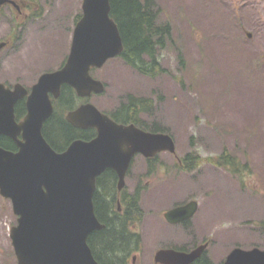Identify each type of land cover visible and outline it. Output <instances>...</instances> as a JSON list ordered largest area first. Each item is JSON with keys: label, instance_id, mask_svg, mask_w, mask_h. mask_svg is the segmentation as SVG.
I'll return each instance as SVG.
<instances>
[{"label": "rangeland", "instance_id": "rangeland-1", "mask_svg": "<svg viewBox=\"0 0 264 264\" xmlns=\"http://www.w3.org/2000/svg\"><path fill=\"white\" fill-rule=\"evenodd\" d=\"M35 1L41 17L32 36L48 22V32L36 40L45 42L50 56L56 47L67 55L83 0ZM152 4L159 8L160 20L170 21L173 28L160 54L169 73L144 75L118 56L93 69L107 88L90 98L108 111L130 94L151 98L153 108L145 111L143 120L158 122L174 136L180 159L189 153L198 159L190 169H181L164 151L159 160L165 166L153 171L154 177L147 175L143 159L134 162L128 186L134 187L140 176L143 183L150 180L143 197L150 215L139 224L144 241L137 264H154L156 249L165 245L192 249L208 240V253L217 263L236 246L264 248V63L257 65L264 60V0ZM13 61L9 66L16 64ZM31 78L24 80L30 84ZM224 154L232 161L219 164ZM190 199L199 206L189 231L169 227L161 211ZM15 224L12 203L0 194V264H16L10 237Z\"/></svg>", "mask_w": 264, "mask_h": 264}, {"label": "water", "instance_id": "water-1", "mask_svg": "<svg viewBox=\"0 0 264 264\" xmlns=\"http://www.w3.org/2000/svg\"><path fill=\"white\" fill-rule=\"evenodd\" d=\"M82 9L62 68L42 74L30 92L20 83L12 89L0 82V136L17 145V149L0 145V194L11 200L18 216L10 234L17 264H101L88 243V236L105 226L93 200L97 177L112 167L121 188L134 154L176 150L171 134L118 123L90 102L71 110L67 120L76 127H96L93 139H75L60 152L48 142L43 124L54 111L51 95L58 97L63 84L80 96L104 92L105 83L91 74V68L102 67L124 49L110 15V0H83ZM26 95L27 113L18 120L15 106ZM197 209L198 201L191 200L165 216L176 223L191 218ZM207 244L190 251L161 248L155 261L191 264ZM224 264H264V249L235 247Z\"/></svg>", "mask_w": 264, "mask_h": 264}, {"label": "flooded vegetation", "instance_id": "flooded-vegetation-1", "mask_svg": "<svg viewBox=\"0 0 264 264\" xmlns=\"http://www.w3.org/2000/svg\"><path fill=\"white\" fill-rule=\"evenodd\" d=\"M39 6V2L35 0H0V73L5 75H0V82L4 83L6 87L13 89L16 84L20 83L23 84L30 92L31 88L35 83H37L42 74L60 69L66 63L69 53L66 55L63 50H60V47H56L54 52L52 53V56H50L48 49L45 48V42L43 40H41L40 42L36 40V38H40V36H42L43 39L44 34L48 32V29H46V27H48V22L44 21V23H42V26L40 27L41 30L39 31V33L37 32L36 38L32 36V33H34L38 29L36 22L41 17L38 12ZM3 28H5V30H3ZM57 45H59V43ZM13 58L16 59V64L11 67L9 66V62L12 61L14 64ZM263 63V58H260L259 61H257L258 67ZM11 74L14 75L10 76ZM24 77H32L31 79L33 80L30 84H28L26 80H24ZM26 97L27 95L16 104L17 107L18 103L21 102L19 105V116L15 108L16 117L18 120L23 119V117L27 113ZM60 97L61 94L58 98L53 97L55 113L57 110L56 104L58 103L60 106ZM81 99L82 97H79V101L74 108L68 110L64 108L62 110V115H64V118L66 120L67 115L71 110H75L81 104L89 101L88 98L83 99V101ZM116 108L113 112L107 111L114 120L123 124L135 123L134 121H123L119 117L117 118L116 116L118 113H116ZM142 114H144V111H142L141 113V119H143ZM46 122L47 120L44 122L43 127H45ZM80 129L84 128L80 127ZM85 129H94L95 133L87 139L89 140L94 138L97 133V129L93 127ZM65 148H63V150ZM161 153L163 152H157L152 156H146L142 153H136L132 157L131 164L125 175L123 187L121 188L119 186L120 176L118 172L112 167L106 168L97 177V189L94 194V202L95 200H97L98 202V205H96L95 202V210L97 216L99 217V220L105 224L103 228H105L107 226V223L109 224L111 220L113 221L114 219H117L119 217H125L127 230L131 233L137 234L138 236L137 240H131L132 242L130 243L129 249L125 255L126 260H128V264L139 263L137 250L140 249L141 243L144 241V236L141 237L142 233L139 231V224H142L143 226L144 218L147 215H150L146 211L143 204L144 193L148 190L147 188L149 187L150 180L147 179L146 183H143L142 181L144 177L140 176L136 179L134 187H131L128 186V179L131 175L134 162L137 158H141L144 160V165L145 167H147V175L154 177L155 175L152 174L153 171L161 166H165V164L161 163L159 160ZM170 153L173 155L175 167L178 165L182 169L183 165L180 166L178 162L180 164H183V161L182 159H180L177 151ZM105 186H107L108 190L105 188ZM132 199L136 201V204L134 207L130 208L129 203L132 201ZM185 202L187 201H182L173 206L163 209L160 215H162V219L169 227H177L179 225L183 228V231L188 232L189 227H191L192 225V218H188L178 223H169L165 218L166 211L179 204H184ZM154 205L158 206L157 203H155ZM150 213L154 214L153 212ZM162 247H174L188 250L185 246L176 245H165L158 247L156 250H159ZM154 264L160 263H155L154 260Z\"/></svg>", "mask_w": 264, "mask_h": 264}, {"label": "trees", "instance_id": "trees-1", "mask_svg": "<svg viewBox=\"0 0 264 264\" xmlns=\"http://www.w3.org/2000/svg\"><path fill=\"white\" fill-rule=\"evenodd\" d=\"M110 15L117 22L124 49L120 57L125 63L136 69L138 72L156 77L160 74L169 73L168 68L160 62V54L172 39L173 28L170 21L160 20L159 8L152 4V0H110ZM182 60V54L179 53ZM79 101L75 90L68 84L62 86L60 106L57 103L56 113L54 112L47 119L43 131L47 139L57 150H63L71 141L76 138H90L94 129H80L74 127L62 115V110L74 108ZM16 107L19 116L20 105ZM61 107V110H60ZM153 108L152 99L149 97L134 94L128 97L116 108L117 118L123 121H134L139 126L156 131H167L160 129L158 122H151L149 125L141 119L142 111H151ZM45 128V129H44ZM0 145L15 149L14 141L4 135L0 136ZM229 155L224 154L218 158V163H230ZM224 158V159H223ZM197 156L190 153L185 156L183 168L190 169V166L197 162ZM107 189V186H105ZM111 189V188H110ZM108 190V189H107ZM98 205L97 200H95ZM136 201L132 199L129 207H134ZM101 206V203H100ZM138 236L127 230L125 217L111 220L102 229L94 230L88 237V243L95 258L101 264H128L126 253L131 240H137ZM193 264H223L214 261L206 250Z\"/></svg>", "mask_w": 264, "mask_h": 264}]
</instances>
